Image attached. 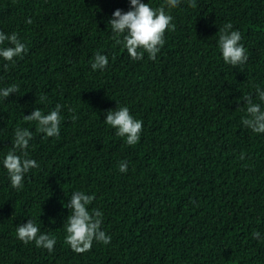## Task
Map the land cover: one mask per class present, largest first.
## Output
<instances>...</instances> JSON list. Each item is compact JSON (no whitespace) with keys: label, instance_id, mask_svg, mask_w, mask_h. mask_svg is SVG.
Returning <instances> with one entry per match:
<instances>
[{"label":"trees","instance_id":"trees-1","mask_svg":"<svg viewBox=\"0 0 264 264\" xmlns=\"http://www.w3.org/2000/svg\"><path fill=\"white\" fill-rule=\"evenodd\" d=\"M196 4L166 8L175 30L155 61H137L107 24L130 0H0V31L27 47L14 62L0 58V88L18 87L0 97V264H264V133L241 123L242 97L259 102L256 86L264 90V0ZM229 22L248 55L235 68L216 37ZM97 52L108 57L104 70L91 68ZM57 104L58 137L24 119ZM118 104L143 121L135 146L105 123ZM17 127L32 132L28 154L39 165L19 191L2 163ZM77 190L95 196L89 209L111 236L82 254L64 243V205ZM29 219L56 238L51 253L17 238Z\"/></svg>","mask_w":264,"mask_h":264},{"label":"clouds","instance_id":"clouds-1","mask_svg":"<svg viewBox=\"0 0 264 264\" xmlns=\"http://www.w3.org/2000/svg\"><path fill=\"white\" fill-rule=\"evenodd\" d=\"M181 0H164V3L157 8H153L149 3L142 0H130V9L125 12L116 9L111 18L107 21L111 25L113 39L117 45H122L128 55L133 60H143L145 53L152 61L157 59V54L165 44L166 31H174L175 25L172 24L173 17L166 11L179 7ZM188 7H197L196 0H188ZM26 22L31 24V18ZM217 43L222 53L223 61L237 67L248 60L247 50L240 41L242 35L239 30H233V25L229 22L219 27L216 34ZM7 41L8 47H0V58L7 62H14L15 58L22 57L27 52V47L13 32L6 35L0 31V45ZM93 70H104L109 60L107 55L97 52L90 62ZM8 65L5 64V68ZM18 93L17 85L0 88V97L8 98L10 94ZM38 100L44 102L47 96H40ZM242 100L246 101L244 108L245 116L241 123L252 132L264 133V90L259 85L256 86V102L251 95L245 94ZM64 106L57 104L53 110L44 114L40 109H36L31 115L24 116L25 121L37 123V131L44 133L46 137H58L60 134L61 110ZM69 112L75 109L69 107ZM75 120L77 117L72 116ZM105 123L116 129V135L125 138L129 146H135L141 138L143 121L135 119L127 106L118 107L115 110H108ZM32 132L27 128L17 127L14 131L12 147L5 155L2 163L7 170L10 186L17 191L24 187V177L31 169L38 168L36 160L29 158L28 148ZM244 160L243 154L239 157ZM247 165H245L246 167ZM119 171L127 173L128 162L121 161ZM67 195V194H66ZM95 200L94 195L86 194L84 191H74L64 207L70 210L65 223L66 232L64 243L69 245L71 250L77 254L88 252L92 249L93 243L99 242L105 245L110 244L111 236L102 229L103 213L96 208L89 209ZM259 231H253L254 239L260 238ZM16 236L25 244L34 242L37 248L47 249L50 253L56 245V238L48 234H41L39 227L33 220L29 219L26 224L18 225Z\"/></svg>","mask_w":264,"mask_h":264}]
</instances>
